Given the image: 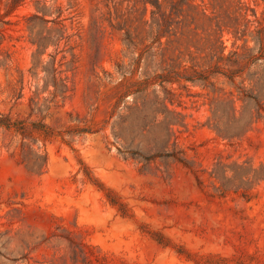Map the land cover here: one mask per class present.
Instances as JSON below:
<instances>
[{
    "label": "rangeland",
    "instance_id": "obj_1",
    "mask_svg": "<svg viewBox=\"0 0 264 264\" xmlns=\"http://www.w3.org/2000/svg\"><path fill=\"white\" fill-rule=\"evenodd\" d=\"M244 1L264 18V0ZM142 2L26 0L7 18L0 114L27 130L25 161L22 137L0 130V264H264V173L232 178L230 170L264 165V120L238 139L217 137L207 124L210 96L182 83V60L201 62L207 24L193 10L182 23V0H159L146 12ZM194 4L219 19L232 9V0ZM42 8L48 19L61 9L69 37L47 51L65 86L55 96L42 72L28 71L25 18ZM160 25L161 46L151 33ZM126 33L136 52L141 41L149 45L150 72L167 74L163 88L139 86ZM223 40L231 50L230 33ZM134 106L142 110L128 118ZM167 124H176L168 146ZM173 150L186 165L162 155ZM219 162L229 166L224 194L210 177Z\"/></svg>",
    "mask_w": 264,
    "mask_h": 264
},
{
    "label": "trees",
    "instance_id": "obj_2",
    "mask_svg": "<svg viewBox=\"0 0 264 264\" xmlns=\"http://www.w3.org/2000/svg\"><path fill=\"white\" fill-rule=\"evenodd\" d=\"M25 1L4 0L2 4L4 12L0 11V50L6 39L5 26L11 24L7 18ZM158 1L143 0L145 12L147 5L158 10L160 8ZM194 1L182 0V23L190 17L189 11L193 10L194 19L197 18L198 21L207 24V29L203 31L210 32L198 39L201 62L194 63V58H190L191 65L186 66L185 60H182V83L198 86L201 90L206 91L207 96H210V115L207 118V124L217 137L228 141L238 139L264 120V18L256 19L255 12L244 0H232V9L224 11L221 19L219 16H215L214 12L208 14L204 5H195ZM211 1L215 3V0ZM212 9L214 11L215 6H212ZM219 9L222 7L219 6ZM248 12H251L254 20L248 18ZM47 13L49 12L42 8V10H37L25 18L28 42L33 47L32 65L28 71L32 78L37 77L42 72L43 88L46 89L51 84L55 96L62 93L65 86L63 79L59 76L61 72L56 68L54 55L47 54V51L50 47L57 50L61 42L67 44L69 37L66 35L61 9L56 8L53 12L56 16L51 19L47 18ZM151 14L154 12L152 11ZM163 27L160 25L156 32H151L155 33L153 40L160 46ZM186 27L187 25L183 26L182 29ZM225 31L230 33L233 38L232 49L229 51H226L223 40ZM184 37L187 38V35L182 30V38ZM124 41L128 51L132 49V53H137V56L132 60L131 69L132 72H138L142 69L143 79L139 86H150L157 83L163 88L164 84L169 83L167 74L156 75L150 72L151 63L147 54L150 47L144 45V40L141 41L142 48L138 52L136 50L139 46L130 34L126 33ZM46 54L49 60L44 63L43 56ZM23 81L22 78L21 97ZM141 104L143 106L144 101ZM156 104L158 105V102ZM141 110L138 106L129 108L128 118ZM174 125L176 124H167V131L169 132L167 146L172 137L171 126ZM34 126L37 129L38 125ZM0 130L14 131L22 137L18 147L20 155L25 161L26 145L23 142V134L27 130V126L21 121H13L7 114H0ZM172 145L175 148V144ZM179 154L180 152L173 150L171 153L162 155L186 165L183 153L182 158L179 157ZM129 155L134 154L129 153ZM34 158L38 159L35 155ZM32 167H36L35 164ZM228 167L219 162L210 173V177L220 183V187L215 189L221 194L227 191L226 185L231 180L226 177ZM230 170L233 171L232 178L237 176L244 178L252 174V177L257 179L259 175L264 173V165L255 170L248 165L235 163L230 166Z\"/></svg>",
    "mask_w": 264,
    "mask_h": 264
}]
</instances>
